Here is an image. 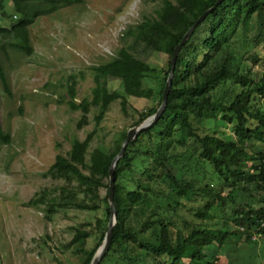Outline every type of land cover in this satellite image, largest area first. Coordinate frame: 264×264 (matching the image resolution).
I'll use <instances>...</instances> for the list:
<instances>
[{"label": "trees", "instance_id": "16d2710c", "mask_svg": "<svg viewBox=\"0 0 264 264\" xmlns=\"http://www.w3.org/2000/svg\"><path fill=\"white\" fill-rule=\"evenodd\" d=\"M82 1L0 0V82L6 91L8 79L1 63L6 46L32 54L29 28L34 20L56 12L64 4ZM215 1L160 0L155 15L144 16L126 30L131 44L93 66L94 71L138 87L151 67L134 54L137 44L158 50L151 43L156 36L171 46L172 54L194 20ZM263 42L264 0H223L195 28L177 56L164 111L150 128L128 142L117 161L113 189L117 221L110 245L98 264H229L223 257L229 248L243 253L255 248L242 264H264V109H252L250 105L253 94L264 97V72L255 80L249 65V59H258L252 47ZM169 70L170 56L166 76ZM71 81L68 105L81 111L78 127L87 122L92 103L100 107L96 125L112 101L119 100L122 111L128 112L127 97L115 91L100 95L95 90L93 101L75 102V81ZM157 97V103L140 112L134 125L156 112L162 90ZM219 119L232 124L231 137L206 131L207 123ZM203 126L204 132H200ZM126 134L127 130L121 131L110 149L90 150L95 135L92 130L83 139L74 138L65 153H57L49 168L53 177L64 182L59 193L67 206L99 209L98 201L88 203L79 197L90 190L107 188L102 199L103 217L96 219L98 241L91 248L80 249L84 255L81 264L90 263L104 238L110 214L109 183L105 181H109V166ZM256 135L260 148L254 144ZM0 140L9 141L1 122ZM188 194L197 195L201 201L197 208L188 209L192 215L213 219L217 216L213 212L231 207L227 221L215 227L191 225L184 233L175 226L174 217L184 208L182 197ZM30 202L37 203V199ZM89 235L76 228L71 243ZM196 246L204 247L203 256Z\"/></svg>", "mask_w": 264, "mask_h": 264}, {"label": "rangeland", "instance_id": "374dc122", "mask_svg": "<svg viewBox=\"0 0 264 264\" xmlns=\"http://www.w3.org/2000/svg\"><path fill=\"white\" fill-rule=\"evenodd\" d=\"M160 4V0L70 2L34 20L29 28L32 54L26 55L9 46H6V54H1L8 91L0 82V122L3 133L9 135L7 143L0 140L2 264H81L84 255L80 249L97 243L96 219L103 217L102 199L107 188L90 190L79 197L88 203L98 201L99 209L67 206L61 202L59 193L64 182L53 177L49 168L57 153H65L74 138L83 139L92 130L95 135L90 150L110 149L121 131L135 126L140 112L157 103L158 92L163 91L167 78V62L172 56L171 46L163 39L151 38L158 50L139 44L133 49L134 54L151 67L138 87L127 86L120 78L109 74L97 73L93 66L108 61L121 46L130 45L131 37L126 36V30L144 16L155 15ZM252 51L258 59H249L251 75L259 80L264 72V42L253 46ZM72 78L75 102L93 101L95 90L100 95L115 91L127 97L128 112L122 111L119 100L112 101L96 125L100 107L92 103L87 122L78 127L81 111L72 110L68 105L67 91ZM250 105L252 109H264V97L253 94ZM205 127L216 135H233L232 124L221 119ZM205 127H201L200 132H204ZM254 139L256 148H260L262 144L256 141L257 135ZM247 154L252 155V151L247 149ZM34 198L37 203L30 202ZM182 199L184 208L174 217V222L184 233L195 224L223 225L231 214L228 207L224 212H213L217 215L213 219H200L188 211L201 203L197 195H184ZM50 206L51 212H48ZM76 228L90 235L73 244L71 239ZM196 249L204 255L203 246ZM254 249L243 253L229 248L223 252V257L226 263L242 264Z\"/></svg>", "mask_w": 264, "mask_h": 264}, {"label": "water", "instance_id": "95a60500", "mask_svg": "<svg viewBox=\"0 0 264 264\" xmlns=\"http://www.w3.org/2000/svg\"><path fill=\"white\" fill-rule=\"evenodd\" d=\"M222 1L223 0H216L212 6H210L204 12H202L201 15L194 20L192 25L185 32V34L182 37V39L180 40V42L174 47L173 53H172V56L170 59V70H169V73H168V76L166 78L164 88L162 91V100H161L160 106L157 108V110L154 114L147 117L145 120L136 124L135 126H133L132 128H130L127 131L126 137L121 144L120 150L113 157L111 164L109 166V169H108V176H109L108 203H109L110 215H109V220H108V224H107V229H106V232H105V235H104V238H103L101 244L96 249V251L93 254L89 264H98L100 262V259L105 254V252L107 251V249L110 245L112 235H113V228H114V225L116 224V221H117V212H116V208H115V204H114V200H113V189H114V171H115V167H116L118 159L124 154V151H125V148H126V145L128 144V142L134 140L136 138V136L138 135V133L141 132L142 130L150 128L158 120V118L160 117V115L164 111L166 104H167L168 94H169L170 89H171V83H172V78H173V73H174V68H175V62H176V59H177V56L180 52L181 47L186 43V41L192 35L195 28Z\"/></svg>", "mask_w": 264, "mask_h": 264}, {"label": "built area", "instance_id": "2783aa9c", "mask_svg": "<svg viewBox=\"0 0 264 264\" xmlns=\"http://www.w3.org/2000/svg\"><path fill=\"white\" fill-rule=\"evenodd\" d=\"M261 225H262V226H264V221H262V222H261ZM252 238H256V236H255V235H253V237H252Z\"/></svg>", "mask_w": 264, "mask_h": 264}]
</instances>
